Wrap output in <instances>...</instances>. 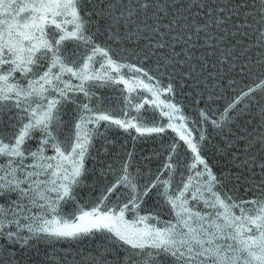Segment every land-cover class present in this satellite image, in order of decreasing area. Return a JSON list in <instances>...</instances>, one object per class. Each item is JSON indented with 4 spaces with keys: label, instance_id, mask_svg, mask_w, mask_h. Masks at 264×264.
Masks as SVG:
<instances>
[{
    "label": "snow or ice",
    "instance_id": "6c2138e0",
    "mask_svg": "<svg viewBox=\"0 0 264 264\" xmlns=\"http://www.w3.org/2000/svg\"><path fill=\"white\" fill-rule=\"evenodd\" d=\"M0 201V264H264V0H0Z\"/></svg>",
    "mask_w": 264,
    "mask_h": 264
},
{
    "label": "water",
    "instance_id": "95a60500",
    "mask_svg": "<svg viewBox=\"0 0 264 264\" xmlns=\"http://www.w3.org/2000/svg\"><path fill=\"white\" fill-rule=\"evenodd\" d=\"M124 141H123V139L121 138V140H120V143H123ZM129 147H131V145H129ZM210 163H213L214 164V166H215V163H214V161H210ZM153 168H155L156 167V162L154 161L153 163H152V165H151ZM0 202H3V201H0ZM167 218V217H166ZM60 247H62V248H66L67 247V245H62V246H60ZM82 250L83 251H85V252H87L88 251V249L86 248V247H83L82 246Z\"/></svg>",
    "mask_w": 264,
    "mask_h": 264
}]
</instances>
